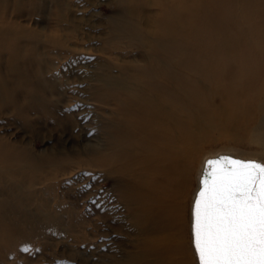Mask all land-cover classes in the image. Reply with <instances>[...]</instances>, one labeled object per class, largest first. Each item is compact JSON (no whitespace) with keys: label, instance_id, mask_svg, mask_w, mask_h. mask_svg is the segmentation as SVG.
Wrapping results in <instances>:
<instances>
[{"label":"rangeland","instance_id":"1","mask_svg":"<svg viewBox=\"0 0 264 264\" xmlns=\"http://www.w3.org/2000/svg\"><path fill=\"white\" fill-rule=\"evenodd\" d=\"M171 3L0 0V264H120L141 252L144 237L112 190L120 178L94 161L121 118L109 90L188 78L175 71L184 63L175 52L159 67L173 71L168 82L152 61L163 48L161 8ZM216 119L204 127L212 141L198 158L193 195L206 156L264 162L253 134Z\"/></svg>","mask_w":264,"mask_h":264},{"label":"bare ground","instance_id":"2","mask_svg":"<svg viewBox=\"0 0 264 264\" xmlns=\"http://www.w3.org/2000/svg\"><path fill=\"white\" fill-rule=\"evenodd\" d=\"M156 32L163 48L153 50V64L167 66L165 55L175 52L184 63L174 69L188 78L143 90L123 86L119 94L106 85L121 118L112 120L111 141L94 162L118 175L112 190L144 237L141 252L120 264H193V173L212 141L205 125L231 121L264 147V0H172ZM158 71L166 82L174 78ZM192 75L207 85H194Z\"/></svg>","mask_w":264,"mask_h":264},{"label":"snow or ice","instance_id":"3","mask_svg":"<svg viewBox=\"0 0 264 264\" xmlns=\"http://www.w3.org/2000/svg\"><path fill=\"white\" fill-rule=\"evenodd\" d=\"M225 163L212 176V165ZM207 185V187H206ZM198 264H264V162L209 159L192 209Z\"/></svg>","mask_w":264,"mask_h":264},{"label":"water","instance_id":"4","mask_svg":"<svg viewBox=\"0 0 264 264\" xmlns=\"http://www.w3.org/2000/svg\"><path fill=\"white\" fill-rule=\"evenodd\" d=\"M220 156L233 157V156L228 155V154H219V155H217V156L210 157L209 159H215V158L220 157ZM233 158H236V157H233ZM209 159H207V160H209ZM236 159H239V158H236ZM207 160H206V161H207ZM241 160H243V159H241ZM206 161H205V163H206ZM205 163H204V167H203V169H202V172H201V175H200V178H199V187H198V190H197V192H196V194H195L194 201H195L196 195H197V193H198V191H199V188H200V180H201L202 174H203L204 169H205ZM225 163L227 164V166H228L229 168H236V167H238V166H236V165H232V164H230L229 162H222L221 164L212 165V166H211L212 176H210L208 179H209V180L213 179V178L216 176L217 171H218L219 169H221V168L224 166ZM206 187H207V185H206ZM194 201H193V205H194ZM193 205H192V209H193ZM191 214H192V212H191ZM191 233H192V223H191Z\"/></svg>","mask_w":264,"mask_h":264}]
</instances>
